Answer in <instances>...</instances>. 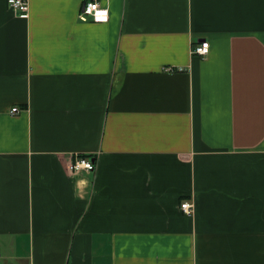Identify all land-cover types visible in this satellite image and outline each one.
Returning <instances> with one entry per match:
<instances>
[{
	"label": "crops",
	"instance_id": "1",
	"mask_svg": "<svg viewBox=\"0 0 264 264\" xmlns=\"http://www.w3.org/2000/svg\"><path fill=\"white\" fill-rule=\"evenodd\" d=\"M87 1L0 0V264H264V0Z\"/></svg>",
	"mask_w": 264,
	"mask_h": 264
},
{
	"label": "built area",
	"instance_id": "2",
	"mask_svg": "<svg viewBox=\"0 0 264 264\" xmlns=\"http://www.w3.org/2000/svg\"><path fill=\"white\" fill-rule=\"evenodd\" d=\"M8 7L16 13L20 18H27L29 15L28 0H6ZM78 20L82 23L105 24L109 20V11L105 6H102L99 0H90L84 3L78 13ZM209 51V43L202 41L192 45L190 52L193 57H206ZM12 114L18 113V108H12ZM70 172H79L82 170L93 172L96 168L94 161L89 157L76 155L67 165ZM181 211L190 215L193 211V205L187 201L180 204Z\"/></svg>",
	"mask_w": 264,
	"mask_h": 264
},
{
	"label": "rangeland",
	"instance_id": "3",
	"mask_svg": "<svg viewBox=\"0 0 264 264\" xmlns=\"http://www.w3.org/2000/svg\"><path fill=\"white\" fill-rule=\"evenodd\" d=\"M85 157H87V156H85ZM90 160H92L91 158H90ZM93 161V160H92Z\"/></svg>",
	"mask_w": 264,
	"mask_h": 264
}]
</instances>
